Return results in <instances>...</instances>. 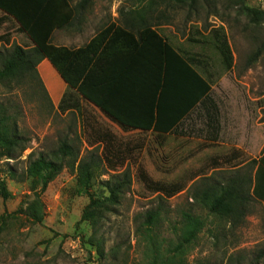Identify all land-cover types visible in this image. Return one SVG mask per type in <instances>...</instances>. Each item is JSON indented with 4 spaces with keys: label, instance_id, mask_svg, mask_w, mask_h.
Returning a JSON list of instances; mask_svg holds the SVG:
<instances>
[{
    "label": "rangeland",
    "instance_id": "obj_1",
    "mask_svg": "<svg viewBox=\"0 0 264 264\" xmlns=\"http://www.w3.org/2000/svg\"><path fill=\"white\" fill-rule=\"evenodd\" d=\"M149 3L92 0L84 12L86 27L90 35L108 25L124 27L128 14L148 11V23L160 24L155 29L166 41L185 58L195 59V70L211 87L216 123L211 127L200 109L183 122L179 133L123 131L85 102L79 101L75 110H57L49 92L58 93L61 83L53 75L40 77L52 109L42 92L30 85L13 83L11 90L0 84V104L10 106L18 131L27 140L25 151L13 160L0 157V194L1 183L8 194L0 195V264H147L154 252L170 264H264V259L255 260L257 251L264 249L261 202L252 201L248 214L233 226L191 199L193 187L203 178L227 179L236 172L251 173L253 178L263 155L264 23H251L229 0H211L198 13L167 0ZM245 4L264 9V0ZM13 31L8 24L0 26V48L3 43L9 46L12 37V44L28 42L24 33L19 32L23 37ZM222 39L229 47V64L217 48ZM52 40L62 45L64 31L55 32ZM257 51V58L250 61ZM65 138L78 150L77 161L72 166L70 160L43 192L31 177L10 179L9 166L21 175L29 155L49 154ZM90 154L99 158L100 166L90 189L82 191L76 166ZM124 171L130 174V186L118 205L96 225L83 220L91 200L106 195L99 183ZM157 187L165 193L155 192ZM37 195L43 209L41 223H35L27 210ZM159 206L161 219L148 231L143 226L145 213ZM190 208L203 219L204 227L190 245L176 252L179 213ZM93 234L103 242L102 259Z\"/></svg>",
    "mask_w": 264,
    "mask_h": 264
},
{
    "label": "trees",
    "instance_id": "obj_2",
    "mask_svg": "<svg viewBox=\"0 0 264 264\" xmlns=\"http://www.w3.org/2000/svg\"><path fill=\"white\" fill-rule=\"evenodd\" d=\"M142 3L145 0H137ZM156 0H149L152 6ZM177 6H185L189 13H198L202 4L211 0H167ZM238 13L245 15L251 23H264V9L252 8L245 0H229ZM92 0H80L71 5L70 0H0V11L12 17L19 25V31L32 42L31 48L17 44L0 48V84L7 89L30 85L42 92L49 107L52 103L39 77L37 66L47 59L60 78L67 85L57 110L78 109V102L97 108L107 119L123 131L140 130L159 135L179 133L178 128L196 111L204 110L212 124L216 119L215 106L210 99L211 87L195 70V59L185 58L177 52L151 25L148 11H135L125 18V26L108 25L98 31L83 47L68 49L51 44L55 30H63L69 19L79 12H85ZM217 48L226 64L231 61L225 39L217 41ZM258 51L250 61L257 58ZM78 97V98H77ZM26 138L19 133L15 116L10 106L0 104V157L13 160L26 149ZM78 150L65 138L56 150L49 154L29 155L24 173L18 175L13 167L7 174L12 180L21 181L31 177L41 185V192L66 167L77 161ZM100 166L99 158L90 154L76 166V173L82 191H88L94 179V171ZM233 177L203 178L193 187L191 199L209 214L227 220L233 226L248 214V205L261 202L264 206V152L255 169ZM145 180L146 174L142 173ZM106 192L92 199L81 218L96 225L105 213L118 205L121 195L130 186V174L122 172L99 183ZM164 192V188H153ZM1 196L7 192L1 183ZM159 201L163 200L158 196ZM28 216L35 222L43 221V209L39 195L27 207ZM159 206L145 213L143 226L152 228L161 219ZM22 211V210H20ZM23 213V212H22ZM180 235L175 245L179 252L190 245L204 227L200 216L191 208L182 210ZM93 245L99 258H104L103 242L93 234ZM153 253L147 264H170L167 259ZM264 259V249L256 253L255 260Z\"/></svg>",
    "mask_w": 264,
    "mask_h": 264
},
{
    "label": "crops",
    "instance_id": "obj_3",
    "mask_svg": "<svg viewBox=\"0 0 264 264\" xmlns=\"http://www.w3.org/2000/svg\"><path fill=\"white\" fill-rule=\"evenodd\" d=\"M7 24L14 30L13 32L20 34L19 33L20 32L19 31V25L16 23V21L12 17H9L8 15H6L2 11H0V26H2V25L5 26ZM87 24L88 23H87L84 12H79V13L75 14V16H73V17H71V19H69L67 25L62 30V31H64V43L62 45H58V44H55L53 42L52 38L54 36V33L57 31H61V30H55L51 35V40H50L51 44H53L55 46H63L65 48L73 49V50L85 46L96 34V33H93L92 35H90V32L88 31V29L86 27ZM161 27L162 26H159L157 28H161ZM157 32L159 33V31H157ZM20 35H22V34H20ZM13 39H14V37L11 38L9 46L12 45ZM8 40H9V38H7L6 41L8 42ZM26 40L28 42L24 43L23 45H21L19 43H17V45L22 47V48H25V49L31 48L33 46L32 42L27 37H26ZM3 44H4V47H9V46H7L6 43H3ZM37 72L39 74V77H41L42 79L46 78L45 74H50V75L55 76L60 81L61 90L58 93H52V92L50 93L49 92V95H50V98H51L53 105L58 106V104L60 103L64 93L68 90L67 85L60 78V76L58 75L56 70L52 67V65L49 63V61L47 59H44L39 63V65L37 66ZM136 131H140V130H136Z\"/></svg>",
    "mask_w": 264,
    "mask_h": 264
}]
</instances>
